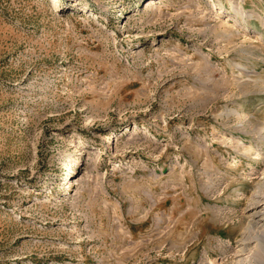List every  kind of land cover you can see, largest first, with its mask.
Returning a JSON list of instances; mask_svg holds the SVG:
<instances>
[{
    "label": "rangeland",
    "instance_id": "rangeland-1",
    "mask_svg": "<svg viewBox=\"0 0 264 264\" xmlns=\"http://www.w3.org/2000/svg\"><path fill=\"white\" fill-rule=\"evenodd\" d=\"M147 1L0 0V264H264V0Z\"/></svg>",
    "mask_w": 264,
    "mask_h": 264
},
{
    "label": "bare ground",
    "instance_id": "bare-ground-1",
    "mask_svg": "<svg viewBox=\"0 0 264 264\" xmlns=\"http://www.w3.org/2000/svg\"><path fill=\"white\" fill-rule=\"evenodd\" d=\"M155 3H156V1L155 0H148L147 2H145V4H146V6H145V8L146 9H151V8H153L154 6H155ZM112 139V138H111ZM108 143V142H107ZM114 143V139H112V140H109V144H113ZM263 185V184H262ZM263 188V187H262ZM261 190V189H260ZM262 195H263V193H262ZM262 195H258L257 197H255V198H253L251 201H250V203H249V206L248 207H250V209H252V210H254V212L251 214V217L253 218V219H257L260 215H261V211L260 210H258L260 207H262L263 206V202H262V199H263V196ZM263 210H264V208H263ZM256 223V221L255 220H252L251 219V221H250V223L251 224H253V223ZM254 226V225H253ZM222 234V233H221ZM242 234V233H241ZM250 238H245V237H243L241 240H240V244H241V246L242 247H240L239 248V252H241L242 254H244V251H245V247H246V245L250 242ZM236 250V249H235ZM234 250V251H235ZM234 256V255H233Z\"/></svg>",
    "mask_w": 264,
    "mask_h": 264
}]
</instances>
